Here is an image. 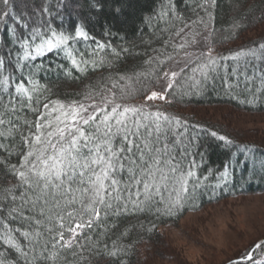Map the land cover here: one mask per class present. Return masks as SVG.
I'll return each mask as SVG.
<instances>
[{"label": "snow or ice", "instance_id": "snow-or-ice-1", "mask_svg": "<svg viewBox=\"0 0 264 264\" xmlns=\"http://www.w3.org/2000/svg\"><path fill=\"white\" fill-rule=\"evenodd\" d=\"M58 2L68 17L67 30L43 20L52 16L50 8H40L41 23L30 24L13 14L10 0H0V22L7 25L10 18L16 25L5 27L12 47L0 52V264H132V233H152L156 221L189 210V203L192 210L197 207L207 179L198 175L200 133L225 147L234 144L167 109L216 89L217 82L241 105L264 98V42L217 51L241 31L264 23V9L259 15L252 5L241 11L247 0H236L231 24L218 30L217 0H192L187 16L175 0H161L142 23L163 21L165 27L130 49L113 46L119 33L112 27L105 30L107 41L92 35L73 0ZM85 3L95 17L111 4L108 14L119 18L130 0ZM154 39L161 41L158 47ZM80 41L94 47L78 52L74 45ZM139 46L143 53L135 51ZM61 53L76 73H99L70 100L53 98V88L37 78L62 67H43L45 57ZM125 54L145 58L131 71L121 70ZM65 74L73 76L71 70ZM243 93L247 97L241 98ZM221 175L226 182L227 165ZM217 188L221 185L213 186V196ZM257 250L264 251V240L229 264L253 261Z\"/></svg>", "mask_w": 264, "mask_h": 264}, {"label": "trees", "instance_id": "trees-1", "mask_svg": "<svg viewBox=\"0 0 264 264\" xmlns=\"http://www.w3.org/2000/svg\"><path fill=\"white\" fill-rule=\"evenodd\" d=\"M164 2L166 3L167 0H164ZM175 2L182 13L186 16L190 14V8L186 10V5L191 4L192 0H175ZM235 2L236 0H217L215 26L218 30L227 29L231 24L233 16L236 14ZM160 3L161 0H130L125 9V15L119 18H113L108 14L111 4L106 7L105 14L100 17L88 14L85 0H73V7L75 10L83 11L86 14L89 21L88 30L97 39L102 42L107 41L108 37L105 36V30L108 27H112L114 31L119 33L111 40L113 46L132 49L134 45H139L141 38L147 39L154 29L165 27L163 21L153 20L151 25L142 23L144 18L153 14V10H159ZM249 5L255 6L256 14L259 15V9H264V0H247L244 9H241V11H251L252 9L249 8ZM2 7L0 5V8ZM10 7L13 9L14 15L23 16L24 20L30 24L41 23L40 8H50L52 16L45 15L43 20L52 19L55 25L63 24V30H67L69 27L68 17L61 9L58 0H10ZM73 19L79 20L75 15V11L73 12ZM5 27L12 28L16 27V25L10 18L7 25L0 22V52L2 53H6L12 47L9 42V34L4 30ZM138 30L144 32L143 37L140 36ZM166 35L165 33V37ZM121 37H124V39H121ZM253 41L264 42V23H256L247 30L241 31L238 39L227 41L222 46L218 45L217 51L227 53L229 50H235ZM160 43L161 41L154 39L153 46L158 47ZM88 44L94 47V42L91 41H80L74 47L78 52H84ZM88 50L90 51L91 49ZM135 51L143 53L144 47L139 46L135 48ZM15 55L16 53L13 51V59ZM99 55H104V53H100ZM108 55H111V53L109 52ZM125 55L127 56V54ZM144 58L143 55L135 58L127 56V59L120 61L119 67L121 70L128 69L131 71L133 68L140 66ZM36 63L39 64L40 61ZM49 64L53 68H57V65L62 67L56 71L40 72L37 78L41 85L47 84L53 88V98L58 97L62 100H70L84 89V85L89 80L94 81L99 76L98 72H90L87 76L76 73L64 53H61L59 56L49 54V56L43 59V67L47 69ZM66 69L71 70L73 76H66ZM74 77H79V79H75ZM244 97H247V93L242 94L241 98ZM223 108L234 113L243 112L249 115H261L264 114V98L254 106L241 105L237 100L225 96L220 89L219 82H217L216 89L210 87L206 94L199 97H186L182 103L167 109L169 112L184 117L191 124H201L210 130H216L220 134L227 135L234 141V144L230 147H225L222 142L215 140L209 134L200 133L199 151L203 153V158L201 159L200 155L196 156V161L200 165L198 175L202 179L204 177H207V179L204 180L205 186L199 189L194 201L197 207L195 210H192V204L189 203V210L178 213L171 218L165 217L161 221H156L158 226L152 233L145 231L141 234L138 230L132 233L130 241L134 244L132 264H146L147 259L150 261V259L158 257V251L165 249V246H167L166 233L164 231L169 228H178L180 221L187 214L198 213L211 205L222 203L229 198L264 193V141L255 138L254 133H246L233 128L229 123L224 122L222 116L205 119L197 115V110H221ZM240 145H247L252 151L247 153L241 152ZM193 150L195 151V149ZM226 165L228 166L229 175L225 182V178L221 174ZM217 184H220L221 188H217L216 195L213 196L212 188ZM250 250L247 249L237 257L245 255ZM166 256L171 260H175L171 254L166 253ZM253 257V261H246L245 264H254L255 260H264V251L257 250L253 253ZM231 260H228L224 264H229ZM177 264L179 263L177 262Z\"/></svg>", "mask_w": 264, "mask_h": 264}, {"label": "rangeland", "instance_id": "rangeland-1", "mask_svg": "<svg viewBox=\"0 0 264 264\" xmlns=\"http://www.w3.org/2000/svg\"><path fill=\"white\" fill-rule=\"evenodd\" d=\"M197 115L205 119L222 116L233 128L254 133L264 141V114L234 113L223 108L197 110ZM164 232L167 246L146 264H224L264 240V193L229 198L187 214L178 228Z\"/></svg>", "mask_w": 264, "mask_h": 264}]
</instances>
